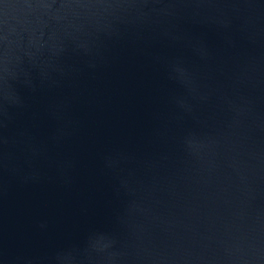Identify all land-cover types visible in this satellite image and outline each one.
Masks as SVG:
<instances>
[{"label": "water", "instance_id": "obj_1", "mask_svg": "<svg viewBox=\"0 0 264 264\" xmlns=\"http://www.w3.org/2000/svg\"><path fill=\"white\" fill-rule=\"evenodd\" d=\"M0 264H264V0H0Z\"/></svg>", "mask_w": 264, "mask_h": 264}]
</instances>
